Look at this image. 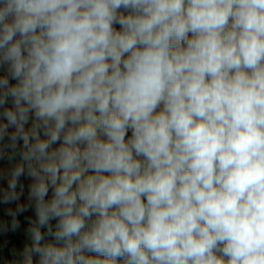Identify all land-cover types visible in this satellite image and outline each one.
Listing matches in <instances>:
<instances>
[{"label": "clouds", "instance_id": "9594fccd", "mask_svg": "<svg viewBox=\"0 0 264 264\" xmlns=\"http://www.w3.org/2000/svg\"><path fill=\"white\" fill-rule=\"evenodd\" d=\"M0 264H264V0H0Z\"/></svg>", "mask_w": 264, "mask_h": 264}, {"label": "rangeland", "instance_id": "374dc122", "mask_svg": "<svg viewBox=\"0 0 264 264\" xmlns=\"http://www.w3.org/2000/svg\"><path fill=\"white\" fill-rule=\"evenodd\" d=\"M30 213H25V214H23V216H21L20 218H21V220L23 221V219H24V216H27V215H29ZM22 230H23V226H22V228H21V230L19 231V233L18 234H10L9 235V237H8V239H9V245H8V248H10L12 245H16V246H20L21 245V243H22V241H23V239H24V236L22 235ZM8 254V249L6 248L5 249V255H7Z\"/></svg>", "mask_w": 264, "mask_h": 264}, {"label": "trees", "instance_id": "16d2710c", "mask_svg": "<svg viewBox=\"0 0 264 264\" xmlns=\"http://www.w3.org/2000/svg\"><path fill=\"white\" fill-rule=\"evenodd\" d=\"M22 235H23V230H22Z\"/></svg>", "mask_w": 264, "mask_h": 264}]
</instances>
